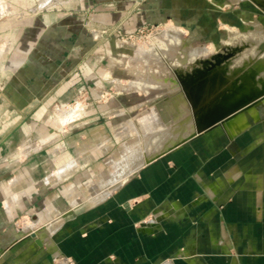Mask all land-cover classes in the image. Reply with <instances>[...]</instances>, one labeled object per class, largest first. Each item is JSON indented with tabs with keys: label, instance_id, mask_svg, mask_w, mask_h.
Here are the masks:
<instances>
[{
	"label": "crops",
	"instance_id": "1",
	"mask_svg": "<svg viewBox=\"0 0 264 264\" xmlns=\"http://www.w3.org/2000/svg\"><path fill=\"white\" fill-rule=\"evenodd\" d=\"M84 1L0 0V264H264V121L230 112L209 168L140 173L196 137V126L184 93L171 79L153 80L147 57L140 81L123 91L146 94L152 83L180 93L162 115L133 121L108 88L122 82L113 71L122 55L107 49L112 27L129 34L174 22L196 40L220 25L242 27L251 1L264 0ZM71 10L89 11L95 24ZM247 56L230 64L254 68L260 86L264 54ZM248 112L258 118L256 107ZM138 125L145 132L120 155Z\"/></svg>",
	"mask_w": 264,
	"mask_h": 264
},
{
	"label": "rangeland",
	"instance_id": "2",
	"mask_svg": "<svg viewBox=\"0 0 264 264\" xmlns=\"http://www.w3.org/2000/svg\"><path fill=\"white\" fill-rule=\"evenodd\" d=\"M96 1L85 0L84 2H89L91 5L97 7V4L95 5ZM81 2L78 3V6H81ZM251 3V10L247 11L248 14L250 13V18H247L242 27L232 25L223 27L220 25L219 27L222 30L219 32H207V35H204V37L198 34V39L196 40L190 36L187 29H185L186 31L184 27L181 29L174 22H162L156 25L142 26L134 33L129 34L123 33L116 27L110 28V31L107 32L109 39L112 40V47H108L107 49L112 52V55L115 53L122 55L121 58H118L116 70H113L117 72V77L122 82L117 87L110 84L108 88L113 91L117 88L116 91L120 93L118 99H121L125 108H132L128 112V116L133 121L138 120L142 122V119H149L151 121L154 119L155 113L162 115L164 104L169 98L168 96H171V99H173L175 93L178 95V93L182 92L188 100V108L196 126L195 131L196 133L199 132L197 134L198 138L196 136L192 137L196 138L195 140L190 141L192 138L186 140L181 145V148H178L180 145L175 148L178 150L173 149L170 152H164L159 158L151 161L150 166L140 169V173L144 171H165V168L170 169L169 171H196L197 168L200 171L201 167L209 168V165H206L216 154L217 141L221 142V133L223 134L224 132L219 128L220 133L217 135V129L208 132L205 130L220 117L236 109L243 101L251 99L257 94L264 93V80L259 81L260 86H257V73L254 68L247 67L246 64L245 66L244 64L237 65V67H233L230 64L237 55L240 56L246 52L249 55L247 56L248 58L245 57L247 61L249 59L253 60L252 58H255V56L264 54V35H259L258 29L252 24V22L256 21L262 26L261 30H264V6L253 1ZM1 9V13H3V5H1ZM223 9H226V7ZM18 12L21 13L23 11L19 10ZM68 13L74 15L76 21L95 24L93 16L89 15V11H85V14H83L82 11L71 10ZM182 31L186 33V38ZM260 37L262 39L255 45L253 39ZM97 41L96 43L98 44L100 41L99 36L97 37ZM102 41L103 38L101 39ZM115 45L118 47H115ZM179 48L181 49L179 50ZM100 49V47L96 46V48L91 50L89 59L92 64L99 57ZM159 50L160 52L165 50L163 53H166H160ZM184 56H191V60H189L190 58L186 59L187 57ZM137 57L139 58V62L136 60ZM146 57L150 59V68L148 67L150 71L147 73H150L151 78L153 80L165 79L167 81L171 79V82H175L179 86L177 88H179L180 92L173 90L170 94L167 88L152 83H150L152 87L149 88L146 94L134 90L123 91L128 82L140 81L141 71L147 69L145 62H143ZM130 60L132 61L131 66L128 64ZM189 61L192 64H189ZM185 64L188 67H185ZM108 68H110L109 65ZM148 77L149 75L143 74V79H147ZM79 100L82 102L81 99ZM256 109L258 118L254 119L252 116H248L250 124L258 120L264 121V103L259 104ZM134 130V132L124 134L126 138L117 147L119 154L123 152L125 143L133 146L138 141V134L143 135L145 132L140 125ZM169 131L175 134L173 133V128ZM211 133H214L215 136H212ZM241 133H239V136L243 134ZM217 136L220 137L218 140ZM211 137L214 138L212 139ZM212 141L213 144L210 143ZM232 146V143H230L229 146L224 145L223 149L219 148V150L222 152L226 147L231 148ZM119 154H117V160L121 158L119 157L121 154ZM111 167L112 165L108 166L110 169ZM107 172L109 176L111 171ZM140 173L137 172L130 175L125 178L126 180L124 179V182L129 183L132 177Z\"/></svg>",
	"mask_w": 264,
	"mask_h": 264
},
{
	"label": "water",
	"instance_id": "3",
	"mask_svg": "<svg viewBox=\"0 0 264 264\" xmlns=\"http://www.w3.org/2000/svg\"><path fill=\"white\" fill-rule=\"evenodd\" d=\"M261 97H264V93L257 94L255 96H253L251 99L243 101L241 104H239L237 106L236 109H234V110H232L230 112H233V111H236V110H239V109H243V111L245 112V115H246V119L248 121V116H251V114L248 112L249 107H251V106L257 107L259 104L264 103V102L261 101ZM229 113H226L225 115L220 117L214 124L209 126L205 131L208 132V131H211L213 129H218V128H221V129H223L225 131V129H224V121L227 119ZM248 124H249V122H248ZM198 134H199V132H198ZM32 220H34V217H33Z\"/></svg>",
	"mask_w": 264,
	"mask_h": 264
},
{
	"label": "bare ground",
	"instance_id": "4",
	"mask_svg": "<svg viewBox=\"0 0 264 264\" xmlns=\"http://www.w3.org/2000/svg\"><path fill=\"white\" fill-rule=\"evenodd\" d=\"M247 38H248V37H247ZM257 39H258V41H259V40H261L262 38H260V39L257 38ZM257 39H256V40H257ZM256 40H255V42H256ZM243 41H244V40H243ZM175 44H177V43H175ZM167 45H168V44H167ZM178 45L181 47L180 44H178ZM168 46H169V45H168ZM168 46H167V47H168ZM175 46H177V45H175ZM179 46H178V47H179ZM164 47H165V46H164ZM180 49H181V48H179V50H180ZM165 50H166V49H165ZM165 50H163V52H164ZM191 50H192V48H191ZM193 50H194V49H193ZM195 50H196V49H195ZM170 51H171V50H170ZM172 51H173V50H172ZM159 52H160V50H159ZM163 52H160V53H163ZM181 52H182V51H181ZM165 53H166V52H165ZM165 53H163V54H165ZM156 54H157V53H156ZM188 54H189V53H188ZM188 54H186V55H188ZM161 55H162V54H161ZM190 55H191V54H190ZM192 56H193V55H192ZM184 57H187L186 59H189V58H190L189 60H191V56H189V57H188V56H184ZM181 61H182V60H181ZM187 61H188V60H187ZM192 61H193V60H192ZM243 61H244V60H243ZM193 62H194V61H193ZM188 63H189V64H192V62H190V61H189ZM194 63H195V62H194ZM230 63H231V62H230ZM256 63H258V62H256ZM260 65H261V64H260ZM191 66H192V65H191ZM254 66H255V65H254ZM183 67H184V65H183ZM185 67H188V65L186 66V64H185ZM185 67H184V68H185ZM258 67H259V66H258ZM189 68H190V67H189ZM232 68H233V67H232ZM184 70H185V69H184ZM186 70H187V69H186ZM259 84H260V83H259ZM144 85H146V84H143V87H144ZM147 86H149V85H147ZM143 87H142V88H143ZM145 87H146V86H145ZM176 87H177V86H176ZM178 99H179V98H178ZM178 99H176V101H177ZM181 99H182V98H181ZM182 102H183V101H182ZM181 104H182V103H181ZM185 105H186V104H185ZM170 112H171V111H170ZM175 112H176V111H175ZM179 112H180V111H179ZM190 116H191V115H190ZM180 118H181V117H180ZM190 122H191V121H190ZM225 123H226V121H225ZM172 125H173V124H172ZM179 126H180V125H179ZM189 126H190V125H189ZM182 127H183V126H182ZM190 127H191V126H190ZM165 128H166V127H165ZM175 128H176V127H175ZM187 128H188V130H186ZM187 128H186V129L184 128L186 131H184V129H181V131H183V132H185V133L188 132V131H190V130H189V127H187ZM192 128H193V127H192ZM170 132H171V131H170ZM177 132H178V130H177ZM188 133H190V134L192 133V134H193V132H188ZM186 134H187V133H186ZM197 134H198V132H197L194 136H196ZM158 135H159V134H158ZM182 135H183V133H182ZM171 136H172V135H171ZM174 136H175V135H174ZM178 136H179V133H178ZM180 136H181V135H180ZM189 136H190V135H189ZM191 136H192V135H191ZM192 137H193V136H192ZM187 138H188V136H187ZM162 140H163V139H162ZM168 140H169V139H168ZM160 141H161V140H160ZM174 143H175V142H174ZM172 144H173V143H172ZM161 146H162V145H161ZM169 146H171V145H169ZM162 147L165 149L164 146H162ZM159 148H161V147H159ZM164 149H163V150H164ZM166 149H167V148H166ZM163 150H162V151H163ZM157 151H158V150H157ZM159 153H160V152H159ZM145 160H146V159H145ZM145 160H144V161H145ZM145 162H147V161H145Z\"/></svg>",
	"mask_w": 264,
	"mask_h": 264
},
{
	"label": "built area",
	"instance_id": "5",
	"mask_svg": "<svg viewBox=\"0 0 264 264\" xmlns=\"http://www.w3.org/2000/svg\"><path fill=\"white\" fill-rule=\"evenodd\" d=\"M139 31H141V30H139Z\"/></svg>",
	"mask_w": 264,
	"mask_h": 264
}]
</instances>
